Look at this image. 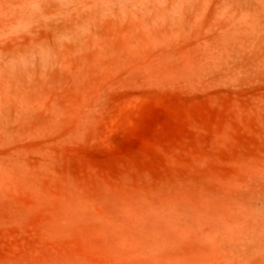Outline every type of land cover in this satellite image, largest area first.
<instances>
[{
    "label": "rangeland",
    "instance_id": "374dc122",
    "mask_svg": "<svg viewBox=\"0 0 264 264\" xmlns=\"http://www.w3.org/2000/svg\"><path fill=\"white\" fill-rule=\"evenodd\" d=\"M0 0V264H264V1Z\"/></svg>",
    "mask_w": 264,
    "mask_h": 264
},
{
    "label": "bare ground",
    "instance_id": "6f19581e",
    "mask_svg": "<svg viewBox=\"0 0 264 264\" xmlns=\"http://www.w3.org/2000/svg\"><path fill=\"white\" fill-rule=\"evenodd\" d=\"M243 1H246V0H243ZM250 1H251V0H250ZM250 1H249V2H250ZM254 1H255V0H253L252 2H254ZM261 1H264V0H261Z\"/></svg>",
    "mask_w": 264,
    "mask_h": 264
}]
</instances>
